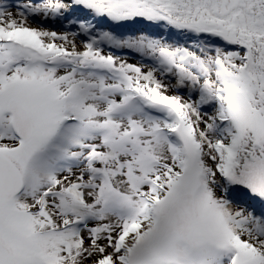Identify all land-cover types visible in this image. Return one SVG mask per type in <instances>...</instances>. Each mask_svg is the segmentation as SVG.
<instances>
[{"label":"snow or ice","instance_id":"6c2138e0","mask_svg":"<svg viewBox=\"0 0 264 264\" xmlns=\"http://www.w3.org/2000/svg\"><path fill=\"white\" fill-rule=\"evenodd\" d=\"M0 264H264V0H0Z\"/></svg>","mask_w":264,"mask_h":264}]
</instances>
